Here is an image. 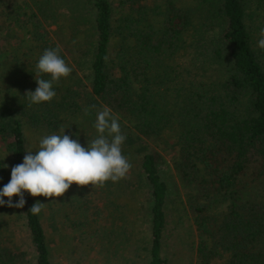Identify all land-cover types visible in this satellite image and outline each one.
<instances>
[{
    "label": "trees",
    "instance_id": "16d2710c",
    "mask_svg": "<svg viewBox=\"0 0 264 264\" xmlns=\"http://www.w3.org/2000/svg\"><path fill=\"white\" fill-rule=\"evenodd\" d=\"M31 1L11 21L25 30L27 46L0 55V189L29 151L27 131L40 141L69 126L64 134L87 147L98 135L96 115L107 106L126 136L122 154L132 167L120 181L95 187L108 196L131 184L145 188V264L169 263L164 239L173 208L162 174L166 154L178 180L176 194L184 197L177 218L190 213L196 259L264 264V49L258 47L264 0ZM52 25L57 33L66 31L63 48L51 40ZM7 36L17 41L15 33ZM56 46L74 68L53 84L51 101L32 104L26 92L35 91L36 79H50L36 75V64ZM81 192L73 189L75 196ZM24 198L23 208L0 206V263L2 257L15 263L5 233L15 215L34 250L32 264H51L40 213L30 212L38 200L27 192ZM18 199L13 196V203ZM124 230L112 242L114 255L128 241Z\"/></svg>",
    "mask_w": 264,
    "mask_h": 264
},
{
    "label": "rangeland",
    "instance_id": "374dc122",
    "mask_svg": "<svg viewBox=\"0 0 264 264\" xmlns=\"http://www.w3.org/2000/svg\"><path fill=\"white\" fill-rule=\"evenodd\" d=\"M25 1L28 2L27 4L32 2L31 0H0V44L5 50L0 54L1 57L13 53L14 50L22 51L21 49L28 44L25 30L18 27L16 22H11L24 12L22 7ZM48 30L51 40L57 41L63 48L65 29L62 31L64 35L57 33L55 25L49 26ZM10 33L17 35V41L16 38L7 36ZM21 35H24L22 39ZM70 53V50L64 49V54L69 59ZM71 64L70 67L74 68V64L73 66ZM77 72L82 76L81 71L77 70ZM26 136L28 150H32L35 154L39 140L32 131H27ZM170 161V157L166 154L162 174L169 185V205L173 208V212L171 211L169 215L166 228L165 256L169 259L168 264H201L190 249L192 240V230L189 226L190 213L183 214L181 220L177 218L182 215L180 201L184 200V197L180 192L176 194L178 180ZM73 189H82V197L75 196ZM105 191L92 185L78 186L73 183L62 197H36L39 202L45 203V207L40 212V219L51 246V264H145L147 261L145 248L150 240L148 198L145 188L143 186L136 188L131 184L128 190L114 188L109 196ZM50 204L53 206L52 212L48 209ZM15 217V215L11 216L8 223L10 230L5 231L6 234L11 235L9 241L14 245L11 252L15 256L14 264H32L34 250L23 222L13 220L12 218ZM123 230L128 241L123 242L118 248V253L114 255L112 247L120 241L122 237L120 232ZM105 231L114 232L108 236ZM0 264L9 263L2 257Z\"/></svg>",
    "mask_w": 264,
    "mask_h": 264
},
{
    "label": "clouds",
    "instance_id": "9594fccd",
    "mask_svg": "<svg viewBox=\"0 0 264 264\" xmlns=\"http://www.w3.org/2000/svg\"><path fill=\"white\" fill-rule=\"evenodd\" d=\"M261 37L258 47L264 49V29H261ZM60 51L56 46L45 49L40 56L36 75L47 74L50 79H36L38 86L35 91L25 94L30 103L51 101L56 96L53 84L70 75L72 69L60 56ZM85 114H88V109ZM68 127H62L60 134L41 138L35 154L32 150L26 151L23 162L12 167L10 181L0 189V206L23 208L25 192L32 197L56 198L62 197L73 183L103 187L107 181L118 182L126 177L132 167L122 154L121 146L126 136L110 108L104 106L97 113L94 127L98 135L87 147L64 134ZM13 196L19 197L15 203ZM44 207L45 203L37 201L32 204L30 212L37 215Z\"/></svg>",
    "mask_w": 264,
    "mask_h": 264
}]
</instances>
